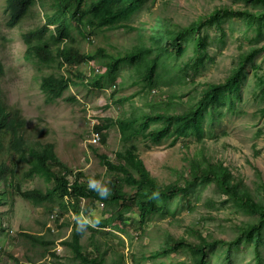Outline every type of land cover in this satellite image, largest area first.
I'll use <instances>...</instances> for the list:
<instances>
[{
  "label": "rangeland",
  "instance_id": "rangeland-1",
  "mask_svg": "<svg viewBox=\"0 0 264 264\" xmlns=\"http://www.w3.org/2000/svg\"><path fill=\"white\" fill-rule=\"evenodd\" d=\"M132 3L133 11L111 28L87 22L81 14L70 16L69 39L94 58L62 68L39 67L24 59L22 34L44 23L54 9L52 0H39L16 26H6L5 0H0V59L2 87L8 103L17 106L26 120L31 139L52 143L60 177L103 185L116 184L133 192L118 173L109 172L96 153L117 161L116 152H135L161 188L183 185L197 168L221 166L240 189L264 194V50L247 63L240 91H223L202 106L201 131L183 128L182 119L169 134L153 142L133 129L147 113L182 116L193 110L208 84H217L236 67L239 55L264 45V18L220 14L200 31L199 37L181 31L217 8L264 10L256 0H120L111 10ZM54 26H50L53 30ZM101 51L103 54H99ZM128 54L114 75L105 73L109 57ZM62 74L70 85L62 95L47 101L39 88L41 76ZM99 75L100 86L82 79ZM122 119L132 129H121ZM151 123L148 130L160 126ZM94 128L100 140L92 142ZM95 150V152H94ZM21 191H52L41 204L11 195L0 186V264H87L66 247L77 216L100 223L89 227L80 240L83 255H96L97 246L106 264H197L193 244L209 243L204 264H264V225L261 242L241 236V227L258 216L210 179H200L177 194L157 199L144 218L132 202L100 200L74 195L64 187L54 189L39 176L23 178ZM66 207H62L61 204ZM25 234L41 236L33 239ZM52 241L48 244L47 241ZM216 241L214 244H210Z\"/></svg>",
  "mask_w": 264,
  "mask_h": 264
},
{
  "label": "trees",
  "instance_id": "trees-1",
  "mask_svg": "<svg viewBox=\"0 0 264 264\" xmlns=\"http://www.w3.org/2000/svg\"><path fill=\"white\" fill-rule=\"evenodd\" d=\"M38 1L5 0V12L7 14L6 26L10 28L16 26L27 16L31 7ZM52 1L54 2V9L51 13L45 14L44 23L22 34V39L26 46L24 59L28 62H34L39 67L45 68H62L64 65L80 64L95 56L81 52L75 44L76 42L73 39H69L70 16L81 14L87 17V22L89 23L98 26L109 25L112 26L111 28H117L124 27V25L111 24L125 15L127 16L134 10L131 2L126 4L122 9L111 10L109 4L120 0ZM256 1L261 2L264 7V0ZM220 14H228L230 16L247 15L248 17H254L259 20L264 18V10L252 13L242 9L217 8L206 16L198 18L181 31L176 32L175 37L171 40H176L185 33H192L197 38H200L199 33L201 29ZM50 26H54V29L50 30ZM263 50L264 45L251 47L247 52L239 55L237 65L232 72L223 82L208 84L197 106L193 110H190L188 114L182 116L144 114L141 116L139 127L133 129L134 133L143 134L153 142H159L169 134L172 124L179 119H182L183 128H190L192 131L194 130L199 133L201 131L202 106L210 104L223 91L238 93L242 81L245 78L247 63ZM98 53L103 54L101 51ZM133 58V56H129L128 54L121 57H109L104 74L107 76L114 75L122 62ZM4 70L3 63L0 59V186L5 187L7 193L14 195L16 192L23 199L29 200L34 204H41L52 198L53 190H47L43 193L34 189L21 191L19 187L15 188V184L20 180L18 175L19 164L23 163L26 165V170L22 174L23 178L36 175L41 177L45 183L54 181L56 183L54 189L64 187L66 190H70L72 194L81 197L118 201L121 203L132 202L140 210L141 218H144L151 212L157 199L182 192L200 179H210L258 216V220L255 223L241 227V236L230 241L219 240V242L235 245L245 236L257 248L261 242V228L264 225V194L256 196L249 191L240 189L239 183L234 182L221 166H214L207 169L197 168L191 175V178L185 180L182 186L173 183L161 188L135 152H116L115 158L117 161H114L109 159L105 153L100 154L94 150L106 169L109 172L118 173L121 180L134 190L133 192H126L116 184H109L106 186L110 188L111 195L107 199H101L95 191L89 190L88 183H81L77 180L71 182L67 178L57 175L52 169V164L57 162V155L53 144L31 139L26 120L22 116L21 110L17 106L8 103L7 93L2 87V79L5 74ZM80 76L82 79L88 78V82L95 87L101 85V77L99 75L86 77L85 73H81ZM69 85L70 80L64 75L48 73L41 76L39 88L45 95L46 100L52 101L60 97ZM154 122H161V125L146 132L150 124ZM114 124L118 125L121 129L133 128L131 123L122 119L114 121ZM94 130L99 132L98 128H94ZM154 193H159L158 197H154ZM61 206L66 207L63 203ZM75 223L73 224L71 237L64 242L66 247L70 248L71 252L78 253L87 264H106L97 246L94 248L95 256L91 253L89 255H83L84 247L80 243L83 235L75 231ZM25 235L36 240L43 239L41 236ZM51 242L50 240L47 241L45 250L49 249L48 244ZM215 242L213 241L210 244H214ZM208 246L209 243L207 242H203L201 245L193 244V249L199 254L197 264H204L206 262V249H208Z\"/></svg>",
  "mask_w": 264,
  "mask_h": 264
},
{
  "label": "clouds",
  "instance_id": "clouds-1",
  "mask_svg": "<svg viewBox=\"0 0 264 264\" xmlns=\"http://www.w3.org/2000/svg\"><path fill=\"white\" fill-rule=\"evenodd\" d=\"M93 133L94 134L97 133L99 136V132L93 131ZM98 140H100V136ZM88 188L91 191H95L101 199H107L111 195L110 188H108L106 185H103L100 181H97L94 178H89ZM153 195L154 197H158L159 193H154ZM99 223H100L99 219H97L94 214L91 216L90 219L87 217H82L81 215H78L76 223H75V231L78 234L84 235L87 233V229L89 227L97 228L99 226Z\"/></svg>",
  "mask_w": 264,
  "mask_h": 264
},
{
  "label": "built area",
  "instance_id": "built-area-1",
  "mask_svg": "<svg viewBox=\"0 0 264 264\" xmlns=\"http://www.w3.org/2000/svg\"><path fill=\"white\" fill-rule=\"evenodd\" d=\"M98 139H99V136H98L97 133H95V134L93 135L92 141H93V142H96Z\"/></svg>",
  "mask_w": 264,
  "mask_h": 264
}]
</instances>
